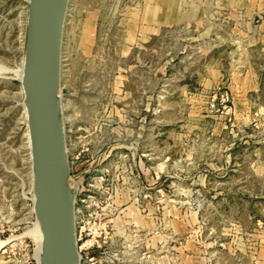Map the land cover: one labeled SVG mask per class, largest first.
<instances>
[{
    "label": "rangeland",
    "instance_id": "374dc122",
    "mask_svg": "<svg viewBox=\"0 0 264 264\" xmlns=\"http://www.w3.org/2000/svg\"><path fill=\"white\" fill-rule=\"evenodd\" d=\"M0 0V264H39ZM61 99L81 264H264V0H70Z\"/></svg>",
    "mask_w": 264,
    "mask_h": 264
},
{
    "label": "water",
    "instance_id": "95a60500",
    "mask_svg": "<svg viewBox=\"0 0 264 264\" xmlns=\"http://www.w3.org/2000/svg\"><path fill=\"white\" fill-rule=\"evenodd\" d=\"M70 0H28L21 90L32 162L40 264H81L61 99V57Z\"/></svg>",
    "mask_w": 264,
    "mask_h": 264
},
{
    "label": "bare ground",
    "instance_id": "6f19581e",
    "mask_svg": "<svg viewBox=\"0 0 264 264\" xmlns=\"http://www.w3.org/2000/svg\"><path fill=\"white\" fill-rule=\"evenodd\" d=\"M22 71H23V65L22 67H20V72L18 73L21 79L22 77ZM23 112H24V115H25V122H24V126L26 128V131H25V138H26V143H27V148H28V151H29V161H30V165H32V162H31V153H30V141H29V133H28V128H27V118H26V111H25V107L23 106ZM31 167V181H33V173H32V166ZM32 199H33V196H32ZM32 234L34 235L35 239H36V242H37V252H36V255H37V258H38V262L40 264V257H41V250H42V234H41V230H40V227H39V224L37 221L34 222V225H33V229H32ZM2 244V242H0V245Z\"/></svg>",
    "mask_w": 264,
    "mask_h": 264
},
{
    "label": "built area",
    "instance_id": "2783aa9c",
    "mask_svg": "<svg viewBox=\"0 0 264 264\" xmlns=\"http://www.w3.org/2000/svg\"><path fill=\"white\" fill-rule=\"evenodd\" d=\"M79 250H80V248H79Z\"/></svg>",
    "mask_w": 264,
    "mask_h": 264
}]
</instances>
